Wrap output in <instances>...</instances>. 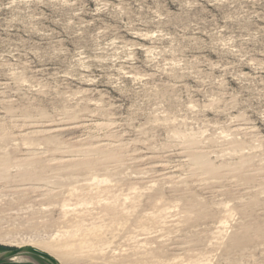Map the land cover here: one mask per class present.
I'll use <instances>...</instances> for the list:
<instances>
[{"label": "rangeland", "instance_id": "374dc122", "mask_svg": "<svg viewBox=\"0 0 264 264\" xmlns=\"http://www.w3.org/2000/svg\"><path fill=\"white\" fill-rule=\"evenodd\" d=\"M80 239L264 264V0H0V251Z\"/></svg>", "mask_w": 264, "mask_h": 264}, {"label": "bare ground", "instance_id": "6f19581e", "mask_svg": "<svg viewBox=\"0 0 264 264\" xmlns=\"http://www.w3.org/2000/svg\"><path fill=\"white\" fill-rule=\"evenodd\" d=\"M198 160L199 163H201L209 171H213V168L207 162L203 161L201 158H198ZM87 241L80 239L74 243H59L54 244L52 245V247L47 249L55 253L56 256L54 257L61 264H70L74 258L82 254H87L91 251V247L89 246V243ZM50 255L53 256L52 253Z\"/></svg>", "mask_w": 264, "mask_h": 264}, {"label": "water", "instance_id": "95a60500", "mask_svg": "<svg viewBox=\"0 0 264 264\" xmlns=\"http://www.w3.org/2000/svg\"><path fill=\"white\" fill-rule=\"evenodd\" d=\"M22 254L36 255L38 257H41L47 260L51 264H61L54 256L50 255L49 253L43 250H40L32 246H23L17 249H7V250L0 251V262L7 261L9 259H12Z\"/></svg>", "mask_w": 264, "mask_h": 264}, {"label": "trees", "instance_id": "16d2710c", "mask_svg": "<svg viewBox=\"0 0 264 264\" xmlns=\"http://www.w3.org/2000/svg\"><path fill=\"white\" fill-rule=\"evenodd\" d=\"M5 262V261H4ZM4 262H0V263H4Z\"/></svg>", "mask_w": 264, "mask_h": 264}]
</instances>
